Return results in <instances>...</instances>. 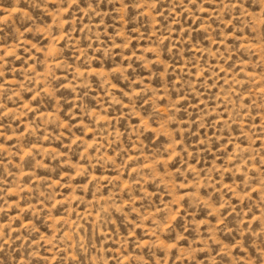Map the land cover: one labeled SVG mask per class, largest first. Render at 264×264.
I'll return each instance as SVG.
<instances>
[{
  "label": "rangeland",
  "instance_id": "1",
  "mask_svg": "<svg viewBox=\"0 0 264 264\" xmlns=\"http://www.w3.org/2000/svg\"><path fill=\"white\" fill-rule=\"evenodd\" d=\"M0 264H264V0H0Z\"/></svg>",
  "mask_w": 264,
  "mask_h": 264
}]
</instances>
